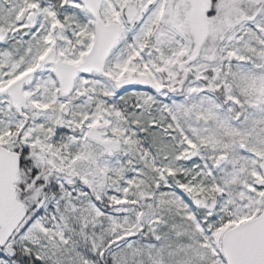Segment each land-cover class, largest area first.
<instances>
[{
	"label": "snow or ice",
	"instance_id": "obj_1",
	"mask_svg": "<svg viewBox=\"0 0 264 264\" xmlns=\"http://www.w3.org/2000/svg\"><path fill=\"white\" fill-rule=\"evenodd\" d=\"M0 264H264V0H0Z\"/></svg>",
	"mask_w": 264,
	"mask_h": 264
}]
</instances>
